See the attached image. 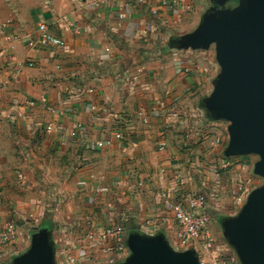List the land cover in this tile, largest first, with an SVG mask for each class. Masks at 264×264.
Wrapping results in <instances>:
<instances>
[{"label":"crops","instance_id":"1","mask_svg":"<svg viewBox=\"0 0 264 264\" xmlns=\"http://www.w3.org/2000/svg\"><path fill=\"white\" fill-rule=\"evenodd\" d=\"M204 3L0 0V217L18 219L30 237L11 246V261L37 224L51 230L57 264H71L67 254L79 264H118L133 231L192 248L178 240L173 213L158 207L167 199L187 207L188 196L208 191L203 212L215 248L206 252L214 264H226L223 252L236 262L218 227L253 189L237 191L245 180L221 184L241 155H225L229 138L202 106L218 62L203 49L171 46L181 18L196 20ZM40 24L66 45H32ZM171 109L179 116L168 118ZM110 223L123 234L80 248L87 232L100 236ZM203 238L193 242L201 252ZM118 244L125 253L108 250Z\"/></svg>","mask_w":264,"mask_h":264},{"label":"water","instance_id":"2","mask_svg":"<svg viewBox=\"0 0 264 264\" xmlns=\"http://www.w3.org/2000/svg\"><path fill=\"white\" fill-rule=\"evenodd\" d=\"M240 1L232 12L211 7L195 30L176 37L171 46L208 50L215 44L220 72L202 106L213 119L230 122L225 155H259L254 172L264 177V0ZM221 225L241 264H264V185ZM34 230L27 250L9 264H57L51 230L41 225ZM128 246L130 255L118 264H203L195 248L177 250L162 233L133 231Z\"/></svg>","mask_w":264,"mask_h":264},{"label":"built area","instance_id":"3","mask_svg":"<svg viewBox=\"0 0 264 264\" xmlns=\"http://www.w3.org/2000/svg\"><path fill=\"white\" fill-rule=\"evenodd\" d=\"M96 5H98L99 0H91ZM120 18H123L124 15L119 14ZM39 29L41 31V35L38 40H32L31 44L34 45L37 42L43 44H50L54 46L63 47L66 45V41L62 37L55 36L48 31L46 24H40ZM69 90V88H67ZM179 116V112L176 109H171L168 111V118L174 119ZM50 128V126H49ZM117 137H122L121 133L116 134ZM111 142L108 140L106 144H110ZM105 143L103 141L98 142L99 146H103ZM19 177H23L22 173H19ZM251 179L247 181H243L241 184L237 186V191H243L245 187L250 186ZM209 192L205 191L195 196H188L186 198L187 207L180 201L166 200L164 205L159 206L158 210L162 211L163 208H168L172 213L174 220L177 223V237L181 244L185 246L190 245L192 248H195L198 251L200 256V260L203 264L207 262L202 258L199 252L201 249L197 248L193 242L203 234V243L202 246L206 251L213 250L215 248V240L212 235V219L203 212L206 206L209 204ZM2 195L0 191V196ZM0 248L4 247V250L0 252V264H7V262L11 261V246L17 244L19 241L23 239H28L27 232L18 226L11 219H7L2 222L0 217ZM124 232V227L120 224L110 223L106 228L102 235L97 236L96 233L89 231L85 236L82 237L80 241V248L84 244H89L91 247L95 246L100 240H114L119 237ZM31 242V239H30ZM30 242L29 245H30ZM28 245V247H29ZM27 247V248H28ZM118 250L125 253L124 247L121 244H118L116 247L112 245L108 248V250ZM27 250V249H26ZM20 253V252H18ZM125 255V254H124ZM13 257V256H12ZM67 260L71 264H79L77 262V257L72 254L66 255ZM212 264L214 261L210 260Z\"/></svg>","mask_w":264,"mask_h":264},{"label":"rangeland","instance_id":"4","mask_svg":"<svg viewBox=\"0 0 264 264\" xmlns=\"http://www.w3.org/2000/svg\"><path fill=\"white\" fill-rule=\"evenodd\" d=\"M240 5H241L240 0H228L223 5L215 4L211 0H205L204 6L202 7L201 11L199 12L196 20H194L192 14L185 15L184 18H181L182 21H181V23H179V26L175 29V32L173 33V35L181 36L183 34H186V33H189V32H192L193 30H195L201 21L202 15L206 11H208L211 7H215L217 10L232 12V11H235L236 9H238V7H240ZM205 51H207L208 54H212V56H216L215 44L211 45L210 49L205 50ZM213 54H215V55H213ZM218 68H219L218 69V74H219V72H220L219 64H218ZM218 123L220 124L218 126V129L220 130V134L222 136L223 135L226 136V138H229L228 125L230 122L226 121V120H220ZM238 159H239V161H236L234 165L228 166V169H230V172L226 173V172H224V170H222L220 172V174H222V172H224L222 174V176L224 178L221 180V184L223 185V187H226V188L232 187L233 184L237 183L239 180L247 181L248 179H251V184H250L251 189H255L257 187L263 186L264 185V177L259 176L254 172L255 163L260 159L259 155H257V154L241 155V157H238ZM211 182H212V184H215L213 180ZM14 221L17 223L18 219H15ZM38 225L39 224H37L36 226H38ZM221 231H222L221 227H218V234L219 235L218 234L217 235L220 238L218 241H220L223 245L228 246L231 250L230 252H232V254H234L233 256L235 257L236 262H239L238 264H241L234 248L232 246H230V244L228 243V241L225 238V236L223 235V233H220ZM199 253L202 256V258L207 262L206 264H212L210 261V257L208 256L205 249ZM220 253H221V251H220ZM221 257L226 259L225 260L226 264H229V262H231V260H232L231 253L226 254L223 252ZM236 262L232 261V264H237Z\"/></svg>","mask_w":264,"mask_h":264},{"label":"trees","instance_id":"5","mask_svg":"<svg viewBox=\"0 0 264 264\" xmlns=\"http://www.w3.org/2000/svg\"><path fill=\"white\" fill-rule=\"evenodd\" d=\"M44 225L49 226L50 228L53 227V223H52V222H51V223H49V222H44Z\"/></svg>","mask_w":264,"mask_h":264}]
</instances>
